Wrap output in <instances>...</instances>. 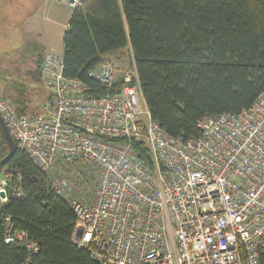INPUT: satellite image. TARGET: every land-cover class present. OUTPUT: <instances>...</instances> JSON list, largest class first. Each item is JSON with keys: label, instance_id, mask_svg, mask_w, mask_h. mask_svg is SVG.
<instances>
[{"label": "built area", "instance_id": "1", "mask_svg": "<svg viewBox=\"0 0 264 264\" xmlns=\"http://www.w3.org/2000/svg\"><path fill=\"white\" fill-rule=\"evenodd\" d=\"M115 72L106 60L87 75L110 86ZM120 73L118 91L95 93L64 75L62 53L44 51L39 112L0 95L15 147L75 216L73 242L98 264H264V90L239 112L202 115L198 135L174 136L146 106L132 54ZM8 193L23 195L1 177V202ZM5 225L6 242L37 252L8 216Z\"/></svg>", "mask_w": 264, "mask_h": 264}, {"label": "trees", "instance_id": "2", "mask_svg": "<svg viewBox=\"0 0 264 264\" xmlns=\"http://www.w3.org/2000/svg\"><path fill=\"white\" fill-rule=\"evenodd\" d=\"M62 41L64 75L88 83L95 93L118 91L122 70L116 68L110 86L87 71L106 60L129 62L130 50L146 106L174 136L198 135L202 115L239 112L264 90V0H82ZM40 63L41 55L33 72L37 80ZM4 85L15 95L1 96L29 113L21 84L6 79ZM134 146L148 159L142 142ZM7 151L0 128V159ZM0 175L23 193L0 201V264H98L73 242V212L24 151L15 147ZM7 216L37 244L36 253L5 241Z\"/></svg>", "mask_w": 264, "mask_h": 264}, {"label": "rangeland", "instance_id": "3", "mask_svg": "<svg viewBox=\"0 0 264 264\" xmlns=\"http://www.w3.org/2000/svg\"><path fill=\"white\" fill-rule=\"evenodd\" d=\"M71 12L63 0H0V95L14 96L4 83L16 80L28 98L29 113L39 112L48 96L33 75L38 58L44 51L63 52V32ZM129 54V62L111 61L123 70L131 64L130 50Z\"/></svg>", "mask_w": 264, "mask_h": 264}, {"label": "water", "instance_id": "4", "mask_svg": "<svg viewBox=\"0 0 264 264\" xmlns=\"http://www.w3.org/2000/svg\"><path fill=\"white\" fill-rule=\"evenodd\" d=\"M0 128L3 132V135L5 137V140H6V143H7V146H8V151L7 153L5 154V156H3L1 159H0V167L2 166L3 163H5L13 154L14 150H15V143H14V140L13 138L11 137V135L9 134L1 116H0ZM2 194V193H1Z\"/></svg>", "mask_w": 264, "mask_h": 264}, {"label": "crops", "instance_id": "5", "mask_svg": "<svg viewBox=\"0 0 264 264\" xmlns=\"http://www.w3.org/2000/svg\"><path fill=\"white\" fill-rule=\"evenodd\" d=\"M66 26H67V23H66ZM66 26L64 27V30H65Z\"/></svg>", "mask_w": 264, "mask_h": 264}]
</instances>
